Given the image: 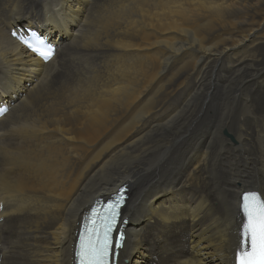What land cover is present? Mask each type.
Segmentation results:
<instances>
[{
    "label": "bare ground",
    "instance_id": "6f19581e",
    "mask_svg": "<svg viewBox=\"0 0 264 264\" xmlns=\"http://www.w3.org/2000/svg\"><path fill=\"white\" fill-rule=\"evenodd\" d=\"M0 106V264H73L124 184L118 264H235L264 193V0H0Z\"/></svg>",
    "mask_w": 264,
    "mask_h": 264
},
{
    "label": "snow or ice",
    "instance_id": "6c2138e0",
    "mask_svg": "<svg viewBox=\"0 0 264 264\" xmlns=\"http://www.w3.org/2000/svg\"><path fill=\"white\" fill-rule=\"evenodd\" d=\"M11 35L45 63L55 54L54 47L39 36L29 38L15 31ZM8 110L7 106H0V115H5ZM125 199L121 189L107 201L97 199L94 202L79 233L73 264H112L125 240L122 231L113 239ZM239 209L244 222L234 250L235 264H264V193L256 190L243 192Z\"/></svg>",
    "mask_w": 264,
    "mask_h": 264
},
{
    "label": "flooded vegetation",
    "instance_id": "af4514ba",
    "mask_svg": "<svg viewBox=\"0 0 264 264\" xmlns=\"http://www.w3.org/2000/svg\"><path fill=\"white\" fill-rule=\"evenodd\" d=\"M24 24H20V27H22L23 25H28V26H40L41 27V29H42V27H44V26H42V25H38V24H35L34 22L32 23V22H29V21H27V20H24V22H23ZM58 35V34H57Z\"/></svg>",
    "mask_w": 264,
    "mask_h": 264
},
{
    "label": "rangeland",
    "instance_id": "374dc122",
    "mask_svg": "<svg viewBox=\"0 0 264 264\" xmlns=\"http://www.w3.org/2000/svg\"><path fill=\"white\" fill-rule=\"evenodd\" d=\"M23 22H24V21L19 22L18 24H16V26L20 27V24H24ZM19 31H21L20 28H19ZM58 34H59V33H58ZM54 37H55V36H54ZM218 66H220V64L217 65V68H218ZM212 77H213V79H214V74H213ZM209 94H210V97H211L212 93L210 92ZM213 94H214V93H213ZM225 134H226V133H223V136H224L225 138L229 139ZM229 136H230V135H229ZM229 140H231V139H229ZM239 194H240V193H239Z\"/></svg>",
    "mask_w": 264,
    "mask_h": 264
}]
</instances>
